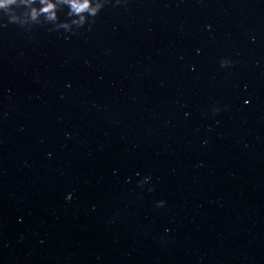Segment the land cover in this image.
I'll return each mask as SVG.
<instances>
[{"label": "clouds", "instance_id": "clouds-1", "mask_svg": "<svg viewBox=\"0 0 264 264\" xmlns=\"http://www.w3.org/2000/svg\"><path fill=\"white\" fill-rule=\"evenodd\" d=\"M42 2L45 3V6L40 9L41 12L44 13H51L52 15L49 16L50 19H55V13L53 9L55 8V5L51 3H46V0H42ZM15 3V0H0V8H4L6 6H11ZM64 3H67L70 6V11L73 14L80 15L82 23L80 24V27L84 26V17L81 14L89 13L92 18H95L101 11V9L104 7V3L100 2V0H96V6L92 7L93 0H64ZM36 10L33 9V18H35ZM10 23H15L14 20H9ZM87 21L86 23H88ZM91 25H89L90 27ZM231 63V61L224 59L221 61V66L225 67L228 66ZM146 180L148 178H145ZM164 201H160L159 205L163 206Z\"/></svg>", "mask_w": 264, "mask_h": 264}]
</instances>
